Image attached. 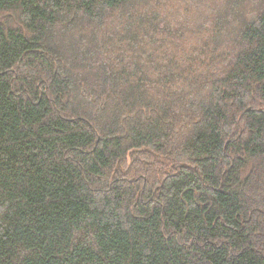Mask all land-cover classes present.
Listing matches in <instances>:
<instances>
[{"label": "trees", "instance_id": "16d2710c", "mask_svg": "<svg viewBox=\"0 0 264 264\" xmlns=\"http://www.w3.org/2000/svg\"><path fill=\"white\" fill-rule=\"evenodd\" d=\"M0 264H264V0H0Z\"/></svg>", "mask_w": 264, "mask_h": 264}]
</instances>
